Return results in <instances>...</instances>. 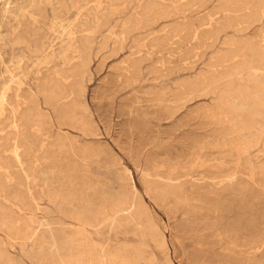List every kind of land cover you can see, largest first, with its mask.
I'll return each instance as SVG.
<instances>
[{
    "label": "rangeland",
    "instance_id": "obj_1",
    "mask_svg": "<svg viewBox=\"0 0 264 264\" xmlns=\"http://www.w3.org/2000/svg\"><path fill=\"white\" fill-rule=\"evenodd\" d=\"M263 37L262 0H0V264H50L62 241L82 264L124 247L135 264H264V104L239 130L227 102L264 84L239 51Z\"/></svg>",
    "mask_w": 264,
    "mask_h": 264
},
{
    "label": "bare ground",
    "instance_id": "obj_2",
    "mask_svg": "<svg viewBox=\"0 0 264 264\" xmlns=\"http://www.w3.org/2000/svg\"><path fill=\"white\" fill-rule=\"evenodd\" d=\"M239 1V0H238ZM264 2V0H262ZM242 3V2H241ZM243 4V3H242ZM257 20V19H256ZM189 31L192 33L193 36H196V31H197V27L192 26ZM263 34V33H262ZM254 36V35H253ZM258 38V37H257ZM234 49V48H233ZM237 51V50H236ZM235 51V52H236ZM239 51H242L244 55L249 56V57H257L260 61L263 62L264 65V37L259 40L256 41L254 43H246L240 46ZM233 54L228 53L227 55H224L219 62H216V65H220V63L222 62H227L229 58L232 57ZM214 73H217L216 71ZM121 78V76H120ZM122 80V79H121ZM215 83V75L213 76V74H209L207 77H203L201 80L199 81H195L192 82L190 84H187L186 86H184V89L188 92L190 89H198L199 91H205V89H199V87L202 86H210L211 84ZM229 86V85H228ZM252 87H254L253 85H249V84H245L243 87H241L238 91H234V90H228L229 94L227 96V102L229 103V112L231 115L230 120H232L233 126L236 127V129L239 130H248L250 128L253 127V125L255 124V119L256 116L259 113V107L262 106L264 104V84L262 85V87L260 89H258V93L254 94L251 93ZM255 89L258 88V86L255 85L254 87ZM260 92V95H259ZM262 92V94H261ZM50 94H52L50 92ZM154 103V102H153ZM247 105L246 108H244V106ZM170 116V115H169ZM200 118H202V116L200 115ZM187 119V118H186ZM204 119V118H203ZM202 119V120H203ZM27 121H32L31 118L27 119ZM79 121V120H78ZM205 124V122H204ZM208 126V125H206ZM198 127V126H197ZM203 127V126H202ZM217 130V129H216ZM214 132V131H212ZM85 133V132H84ZM221 133V132H220ZM210 135V134H209ZM214 135V134H213ZM219 136V135H218ZM221 136V135H220ZM207 138V137H206ZM217 138V136H216ZM223 138V137H222ZM60 139V138H59ZM77 139V138H76ZM218 139V138H217ZM221 139V138H220ZM73 140V139H72ZM222 140V139H221ZM64 141V140H63ZM63 141H60L57 143L56 148L58 151L62 150V148L65 146ZM243 143V142H242ZM238 146V145H237ZM236 146V147H237ZM243 146V145H242ZM87 148V147H86ZM231 148V147H230ZM229 148V150H230ZM88 149V148H87ZM91 149V148H90ZM95 150H93L92 152H94ZM233 151V150H232ZM89 152V151H88ZM90 151V153H92ZM97 152V151H96ZM99 153V152H98ZM97 153V154H98ZM199 153V152H198ZM94 154V153H93ZM92 154V155H93ZM224 154V153H223ZM16 155V154H15ZM195 155V154H194ZM219 155V154H218ZM231 155V153H230ZM99 156V155H98ZM96 156V157H98ZM192 156V154H191ZM199 156V155H198ZM18 156H16L17 158ZM90 157V156H89ZM220 158V156H218ZM232 157V156H231ZM191 158V157H190ZM194 158V157H193ZM233 158V157H232ZM192 160V159H191ZM116 161V160H115ZM202 162V161H201ZM230 162V161H228ZM238 162V161H237ZM202 163H205L202 162ZM235 163V162H234ZM175 164V163H174ZM187 164V163H186ZM225 164V163H224ZM229 164V163H227ZM185 165V164H184ZM188 165V164H187ZM193 165L194 162H193ZM201 165V164H199ZM232 165V164H230ZM178 166V164H177ZM233 166V165H232ZM243 166V165H241ZM179 167V166H178ZM190 167V166H189ZM174 168V166H173ZM192 168V167H190ZM231 167L229 166V169ZM172 169V168H171ZM177 169V168H176ZM184 169V168H183ZM124 170V169H123ZM225 170V169H224ZM231 170V169H230ZM233 170V169H232ZM231 170V171H232ZM179 171V169L177 170ZM241 171V170H240ZM124 172V171H123ZM188 172V171H186ZM213 172V171H212ZM223 172V171H222ZM239 172V171H238ZM176 173V172H175ZM215 173V172H214ZM221 173V170H220ZM143 174V173H142ZM177 174V173H176ZM223 174V173H222ZM227 174V173H226ZM229 174V173H228ZM236 174V173H235ZM242 174V172H241ZM246 174V173H244ZM118 175V174H117ZM174 175V174H173ZM221 175V174H219ZM180 176V175H179ZM215 176V175H212ZM226 176V175H225ZM236 176V175H235ZM238 176V175H237ZM243 176V175H242ZM245 176V175H244ZM183 177V176H182ZM177 178V177H176ZM179 178V177H178ZM167 179V178H166ZM182 179V178H181ZM230 179V178H229ZM165 180V179H164ZM243 180V179H241ZM166 181V180H165ZM171 181V180H170ZM239 181V179H238ZM155 183V182H154ZM166 183V182H165ZM164 183V184H165ZM244 183V182H243ZM234 184V183H233ZM249 184V183H247ZM245 184V185H247ZM168 185V183H167ZM208 185V184H207ZM206 185V186H207ZM238 185V184H236ZM241 185V184H239ZM243 185V184H242ZM252 185V184H251ZM169 186V185H168ZM172 186V185H171ZM178 186H180L178 184ZM248 186V185H247ZM246 186V187H247ZM167 187V186H166ZM208 187V186H207ZM213 187V186H212ZM238 187V186H237ZM236 189L239 190V187ZM162 188V187H161ZM165 188V187H163ZM215 188V187H214ZM254 188V186H253ZM232 189V188H231ZM241 189V188H240ZM246 189V188H245ZM161 190V189H160ZM159 190V191H160ZM223 190V189H222ZM254 190V189H252ZM164 191V190H163ZM168 191V189H167ZM243 191V190H242ZM156 192V191H155ZM169 192H171V190H169ZM245 192V191H244ZM163 193V192H162ZM253 193V192H252ZM159 194V193H158ZM166 194V192L164 193ZM163 194V195H164ZM167 194H170L167 192ZM166 194V195H167ZM169 196V195H168ZM205 196V195H204ZM250 196V195H249ZM163 197V196H162ZM161 197V198H162ZM177 197V196H176ZM179 197V195H178ZM253 197V196H252ZM66 198V197H65ZM138 198V197H137ZM174 198V197H173ZM180 198V197H179ZM246 198V197H245ZM244 199V198H243ZM248 199V198H247ZM176 200V199H174ZM179 200V199H178ZM249 200V199H248ZM251 200V199H250ZM117 202H121V203H126L129 206V214L130 217L137 219L139 221H143L145 223V228L147 230L148 235L150 236V238L152 239V241L156 244V246L161 249V250H165L166 249V242L163 238L162 233L158 230L157 226L149 219V215H148V211L146 209V207L144 206V204L141 202V198L140 199H136L134 201L130 200V196H128V194H123L122 196H120L119 198H117ZM178 202V201H177ZM176 202V203H177ZM180 203V202H179ZM173 204V203H172ZM76 217L77 220L80 219V215L76 214L74 215ZM5 219V218H4ZM87 224V223H86ZM77 228V227H76ZM80 228V227H79ZM141 228V227H140ZM78 229V228H77ZM83 231V230H82ZM263 234V233H262ZM85 235V234H84ZM264 235V234H263ZM262 236V235H261ZM67 237H71V236H67ZM255 238V237H254ZM252 238V239H254ZM258 239V237L256 238ZM255 240V239H254ZM40 241L43 242V239H40ZM260 241V240H258ZM44 243V242H43ZM261 245V244H259ZM249 246V245H248ZM253 246V245H251ZM254 248V247H252ZM264 248V247H263ZM251 249V248H250ZM257 250V249H255ZM70 252V248L69 246H67L65 244L64 241H62L58 248H54V252H53V257L51 259V263L50 264H69L72 261L74 262V264H82V261H78L75 260V257L73 255H68L67 253ZM131 252H139V250H131L130 248H121V249H115L114 253L112 254H105L104 258H102L103 260L101 261V264H135V256L131 253ZM257 252V251H256ZM97 262L94 261V264H96ZM93 264V263H90Z\"/></svg>",
    "mask_w": 264,
    "mask_h": 264
}]
</instances>
